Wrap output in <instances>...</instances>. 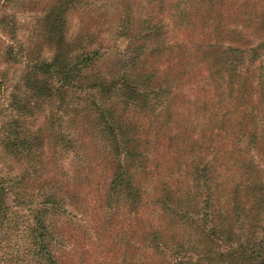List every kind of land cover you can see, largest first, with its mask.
Instances as JSON below:
<instances>
[{
	"label": "trees",
	"instance_id": "trees-1",
	"mask_svg": "<svg viewBox=\"0 0 264 264\" xmlns=\"http://www.w3.org/2000/svg\"><path fill=\"white\" fill-rule=\"evenodd\" d=\"M152 1L157 12L131 35V3L140 0H117V35L138 41L106 74L97 69L107 51L98 31L84 25L67 39V12L83 3L55 0L45 12L36 48L52 57L26 59L25 90L9 95L15 114L0 129L3 155L26 165L17 178L0 171L2 217L17 200L8 183L37 190L19 206L30 209L29 264H65L56 248L66 244L64 222L54 219L85 215L87 201L110 238L117 228L111 240L121 251L102 264H264V41L257 55L237 30L264 31V3ZM164 18L180 35L173 45L159 30ZM49 103L44 130L23 132L19 118Z\"/></svg>",
	"mask_w": 264,
	"mask_h": 264
},
{
	"label": "rangeland",
	"instance_id": "rangeland-1",
	"mask_svg": "<svg viewBox=\"0 0 264 264\" xmlns=\"http://www.w3.org/2000/svg\"><path fill=\"white\" fill-rule=\"evenodd\" d=\"M54 1L55 0H0V20L3 22L0 26V79L4 81V94L0 96V129L5 124H8V118L15 114L12 107L9 105V95L11 93H22L23 90H25L23 79L27 72L25 64L26 59L49 60L52 57L51 50L46 46L42 47L44 44L41 45L42 48L37 49L36 41L41 37L45 12L49 11ZM80 1L83 3L82 6L70 8L67 12V39L71 40L76 38V35L81 33L80 29L84 27V25L94 28V30L90 32L97 35L96 31H98L97 39L99 41L102 40L107 49L97 69L103 71L104 74H106L107 70H109V72H116L117 68L115 69V67L121 64V61L124 59L126 60L125 57L133 56L131 50L134 48V42L138 41L135 40L130 44L127 39L119 38L117 35V22L114 21V18H119L123 7L121 5H116L117 0ZM132 1L133 0H129L130 3ZM149 1V5L146 2H142V0H140V3H131L130 14L132 16V23L129 28V33L131 35L136 31L135 27L137 22L142 20L147 21L149 12L152 9L157 12L156 7H154L155 2L152 0ZM262 3H264V0H261V4ZM261 7L264 8L262 5ZM91 15L93 18L95 17V23L92 26L90 25L91 21L86 19V17ZM244 19H250V17L244 16ZM151 21L153 20L151 19ZM151 25L154 26L157 25V23L153 21ZM159 26H161L159 30H161L163 34L168 33V37L166 38L171 45L180 40L179 32L175 29L176 26L170 18H168V20L164 18V22L162 21ZM230 28L235 29L236 22L231 25ZM237 30L248 36L256 49L255 52L259 55L261 52L259 43L260 41H264L263 29L259 28L257 33L254 27L253 33L251 34L248 29L245 31L242 27L237 28ZM149 42L150 41H144L146 45H149ZM6 47L13 50L14 58H12V62L8 61V54L6 55V52H3ZM145 57L149 56L146 55ZM261 57H264L263 54ZM53 107L54 106L50 103L43 104L40 108L34 110L33 118L28 120L19 118L20 123L27 124L26 127L23 125V132L26 130L28 132H35L36 130L42 129L44 125H46L45 121L47 120V118H45L46 116H43L42 113L43 111L45 113L52 111ZM89 118L93 119V115L90 114ZM66 120L67 118L63 119V121ZM67 124L69 125L70 123ZM44 128L42 130H44ZM1 137L0 132V171L8 177V179H11L10 177L17 178L20 174L24 173L22 170L24 167L26 168V165L23 164V160L18 162L12 159L10 155H3ZM53 151L52 144L45 147V153H48L46 154L47 157H51ZM260 159L263 160L262 167H264V157L260 155ZM62 164L66 168L71 167V165H68L67 161ZM32 183V181L20 182L18 179H16L15 182L8 183L9 187H11L16 194L17 200H14L12 198L14 196H11V198L8 199V205L11 207L8 214L5 217H2L0 214V264L30 263V255H28V253L31 249V239L25 228L29 223L30 211L28 210L30 209H21L19 206L21 205L20 203L28 201V192L37 193V190L32 189ZM87 203L88 204L84 208V213L86 214L83 216L80 215L73 218L71 216H74V214L64 215L59 217V222L57 218L54 219L56 224H59L60 221L64 222L63 227L65 229L64 235L67 239L66 244H59L61 247H58L56 244V248L62 251L59 255L66 256L65 264H102L105 263V261L109 263L112 261L114 250H120L119 244H115V242L111 240L116 234L117 228H115L110 238L107 233L111 231H108L107 227L103 224V212H101V209L99 212L96 211L94 202L87 201ZM69 219H71L72 224L64 226L65 223H68L67 220ZM52 221L53 218H51V220L49 218L46 220V224ZM119 225H121V223H119ZM92 228L96 229L97 236L92 233ZM101 228H104L106 232L101 233ZM59 239L60 237H58L57 242L60 241ZM18 260H20V262Z\"/></svg>",
	"mask_w": 264,
	"mask_h": 264
}]
</instances>
